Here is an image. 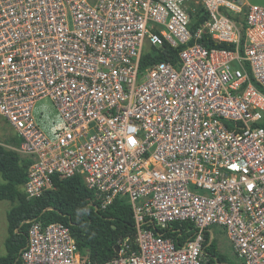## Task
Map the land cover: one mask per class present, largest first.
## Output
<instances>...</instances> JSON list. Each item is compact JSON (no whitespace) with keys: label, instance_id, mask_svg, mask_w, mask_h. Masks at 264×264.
<instances>
[{"label":"built area","instance_id":"obj_1","mask_svg":"<svg viewBox=\"0 0 264 264\" xmlns=\"http://www.w3.org/2000/svg\"><path fill=\"white\" fill-rule=\"evenodd\" d=\"M0 117L31 160L26 200L77 176L101 209L130 205L136 248L100 264H209L218 234L264 264V7L0 0ZM20 261L99 264L40 222Z\"/></svg>","mask_w":264,"mask_h":264},{"label":"trees","instance_id":"obj_2","mask_svg":"<svg viewBox=\"0 0 264 264\" xmlns=\"http://www.w3.org/2000/svg\"><path fill=\"white\" fill-rule=\"evenodd\" d=\"M205 18H200L202 22ZM212 48H228L227 45L209 43ZM175 52L176 51H172ZM167 61L166 56H154L151 62ZM149 60V59H147ZM15 140V147L20 141ZM31 160L22 157L13 150L0 145V178L4 184L0 187V201H15L19 205L7 215L9 237L5 243L6 255L0 257V264H21L20 256L27 245L28 230L33 222L43 226L61 223L68 227L78 250L88 255L96 263H104L115 257V248L120 241L128 239L135 246V223L131 207L125 199H116L106 209H101L94 194L89 191L81 177L59 179L53 177L54 188L42 197L26 200L21 187L27 181ZM178 227L175 226V230ZM178 231V230H177ZM173 232V233H172ZM158 236L178 237L179 232H157ZM191 237V234H183ZM206 243L208 236L206 237ZM217 241L206 246L205 253L209 264H226L218 251Z\"/></svg>","mask_w":264,"mask_h":264},{"label":"rangeland","instance_id":"obj_3","mask_svg":"<svg viewBox=\"0 0 264 264\" xmlns=\"http://www.w3.org/2000/svg\"><path fill=\"white\" fill-rule=\"evenodd\" d=\"M248 2L251 5H257L260 7H264V0H248ZM42 104H49L47 101L41 102L38 104V106H41ZM14 139V138H13ZM10 139L7 141V145H3L4 148L10 150V146H15V140ZM4 184V181L2 178H0V187ZM19 205V202L17 200L15 201H0V257H3L6 255V249H5V243L6 240L9 237L8 234V224H7V215L12 210L15 209ZM217 244L219 248V252L224 257L226 264H242L237 257L235 256L232 247L223 234L217 235Z\"/></svg>","mask_w":264,"mask_h":264},{"label":"crops","instance_id":"obj_4","mask_svg":"<svg viewBox=\"0 0 264 264\" xmlns=\"http://www.w3.org/2000/svg\"><path fill=\"white\" fill-rule=\"evenodd\" d=\"M13 138H15V137H14V133H13L12 128L2 117H0V143H2L3 145H7V141H9L10 139H13ZM2 144H0V145L2 146ZM9 147L11 150V148H13L15 146L9 145Z\"/></svg>","mask_w":264,"mask_h":264},{"label":"water","instance_id":"obj_5","mask_svg":"<svg viewBox=\"0 0 264 264\" xmlns=\"http://www.w3.org/2000/svg\"><path fill=\"white\" fill-rule=\"evenodd\" d=\"M119 251H120V248H119V246H117V247L115 248V252H116V253H119Z\"/></svg>","mask_w":264,"mask_h":264}]
</instances>
